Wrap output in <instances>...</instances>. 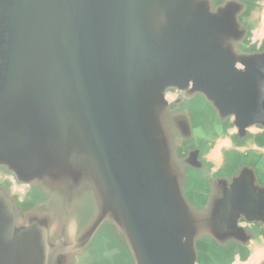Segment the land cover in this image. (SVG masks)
Wrapping results in <instances>:
<instances>
[{
  "label": "water",
  "instance_id": "water-1",
  "mask_svg": "<svg viewBox=\"0 0 264 264\" xmlns=\"http://www.w3.org/2000/svg\"><path fill=\"white\" fill-rule=\"evenodd\" d=\"M263 2L0 0V264H264Z\"/></svg>",
  "mask_w": 264,
  "mask_h": 264
},
{
  "label": "rangeland",
  "instance_id": "rangeland-1",
  "mask_svg": "<svg viewBox=\"0 0 264 264\" xmlns=\"http://www.w3.org/2000/svg\"><path fill=\"white\" fill-rule=\"evenodd\" d=\"M257 13V21L258 23L264 25V4L258 7ZM257 35V34H256ZM259 130V129H255ZM212 138L213 150H216L214 158L220 163H228L231 158L232 151L236 149L232 141V133L231 132H222L219 134H213ZM253 150V148H251ZM21 193V199L27 196V189H23ZM105 248H109L106 245V241L98 238L97 241L93 243V245L87 250V252L82 255L79 261L75 262V264H132L129 254L125 249H119L118 252L111 253L110 255H106ZM206 260L208 264H219L216 263L208 254L206 255ZM239 264H257L253 258H249L248 260H242Z\"/></svg>",
  "mask_w": 264,
  "mask_h": 264
},
{
  "label": "crops",
  "instance_id": "crops-1",
  "mask_svg": "<svg viewBox=\"0 0 264 264\" xmlns=\"http://www.w3.org/2000/svg\"><path fill=\"white\" fill-rule=\"evenodd\" d=\"M261 4L263 5L264 2ZM256 19H257V13H255V16H254L255 30H254L253 42L261 46L264 44V25H262L261 23L259 24ZM168 98L170 101H172L174 99L173 96H170ZM228 131L232 133V141H233L234 145L236 146V149L234 151H232L231 158L228 161V163L227 162L226 163H220L214 158L213 154L215 153L216 150H213L212 138L214 137L213 134H218V133L214 131V132H212V134L207 135L206 141H207L209 150H207V152H206V160L213 167V170L218 171V170L224 169L225 167L229 166L232 163L235 155L238 152H245V153H250L253 155H263L264 156V148L258 147L256 140L251 139L247 143V146L244 149H242L238 146V144L234 140V136L236 134V131L232 130V129H228V130L223 131V132H228ZM251 132H252L253 136L256 137L260 133V130L253 129V130H251ZM251 148H253V150H251ZM242 260H244V259H242L241 256L239 254H237L234 257L231 264H239L242 262Z\"/></svg>",
  "mask_w": 264,
  "mask_h": 264
}]
</instances>
